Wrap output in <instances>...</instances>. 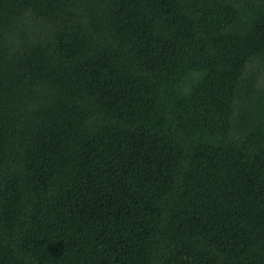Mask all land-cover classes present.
Segmentation results:
<instances>
[{
    "label": "trees",
    "instance_id": "trees-1",
    "mask_svg": "<svg viewBox=\"0 0 264 264\" xmlns=\"http://www.w3.org/2000/svg\"><path fill=\"white\" fill-rule=\"evenodd\" d=\"M0 264H264V0H0Z\"/></svg>",
    "mask_w": 264,
    "mask_h": 264
}]
</instances>
